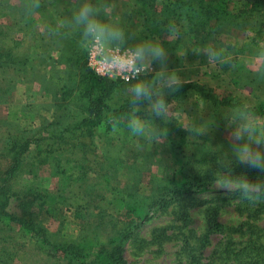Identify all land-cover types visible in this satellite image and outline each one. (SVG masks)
<instances>
[{"label": "rangeland", "instance_id": "rangeland-1", "mask_svg": "<svg viewBox=\"0 0 264 264\" xmlns=\"http://www.w3.org/2000/svg\"><path fill=\"white\" fill-rule=\"evenodd\" d=\"M109 3L112 13L101 19L118 23L133 37L129 43L145 40L142 17L134 13L138 6L133 0ZM164 4L159 1L156 8ZM73 10L74 0H41L35 14L25 18L16 0H0V152L7 144L6 130H21L22 135L37 140L85 116L80 108L84 102L83 84L76 86L85 51L79 46V33L61 28L60 34H55L44 27L51 20L58 26ZM228 12L230 18L225 19V25L208 37L187 34L184 25H177L167 16L178 27L179 35L170 38L162 33L151 39L169 52L168 68L180 76L182 84L200 85L215 95L216 103L190 95L170 105L171 118L183 129L194 128L206 134L200 136L193 131L188 134L189 143L174 150L176 139L169 133L159 144L132 136L124 121L112 129L98 127L93 132L94 144L101 157L108 154L114 159V179L110 187L102 189H92L90 183L70 184L66 189V196H72L70 202L77 196L83 199L79 215L66 203L38 211L49 240L93 241L95 249L99 244L104 250L119 253L117 264H264V202L252 204L238 193L213 187L214 175L220 170L217 159L229 149L223 118L236 108L225 101L247 106L264 102V77L257 75L251 63L264 43V8L251 14L250 7L242 1L230 0ZM209 43L226 48L233 65L209 63L200 54ZM7 52L11 53L9 58L5 57ZM154 68L158 69V65ZM150 78L145 75L139 79ZM130 86L118 89L111 104L127 97L124 90ZM70 89L71 94L64 93ZM232 159L235 170L249 168ZM32 161V155L28 156L25 164L30 166ZM0 165L5 170L8 163L2 160ZM103 167H109L108 163ZM176 167L195 178L193 182L200 180L204 193L181 196L179 201L172 197L165 203L166 188L171 186L165 180ZM261 177L264 179V172ZM16 181L15 191L34 185L54 194L63 188L60 179L52 175L50 165L42 166L36 178L22 173ZM99 194L102 200H98ZM137 200L145 201L147 208L139 220L125 208L126 201ZM17 204L13 198L8 211L15 212ZM218 223L221 232L216 228ZM18 229V225L11 224L0 231V255H11L4 263L79 264L48 257ZM94 253L93 250L86 264H90Z\"/></svg>", "mask_w": 264, "mask_h": 264}, {"label": "trees", "instance_id": "trees-1", "mask_svg": "<svg viewBox=\"0 0 264 264\" xmlns=\"http://www.w3.org/2000/svg\"><path fill=\"white\" fill-rule=\"evenodd\" d=\"M159 1L165 3L160 9L156 8ZM230 0H133L134 6L138 8L134 13L142 17V27L144 29L143 38L145 40H153L154 36L162 33L167 34L168 25L171 24L167 16L172 17L174 23L184 25L187 34L193 36L208 37L212 33H216V29L225 25V19L230 18L228 12V3ZM245 6L250 7L251 14L255 10L264 8V0H240ZM163 16V19L160 20ZM176 25V24H175ZM45 30L56 29L57 23L54 20L45 23ZM62 31V30H60ZM52 32V31H50ZM10 52H7L6 58H9ZM86 51H84L83 60L79 65V83L83 84L81 88L82 99L84 102L80 104L81 111L85 116L79 121L69 126H63L58 129L57 133L45 134L37 140L33 137L22 135V131L18 130L14 133H7V144L0 152V163L5 161L8 166L5 170L0 169V231L5 225H18L19 233L24 238L33 241L38 250L53 259H64L69 263L86 264L91 258V252L94 250V256L90 264H117L116 257L119 253L107 251L101 248L99 244L95 249V242L70 240L67 242L51 241L47 236L46 230L39 221L38 211L45 209L51 210L59 205L66 203L69 207L78 209L84 207L83 199L77 196L73 202L72 196H66L70 184L80 182L81 186L90 183L93 188H108L113 181V171L117 166L112 162L113 158L103 154L101 157L98 153L96 144H94L93 132L100 126H106L112 129L124 121V117L131 114L132 105L128 97L122 98L116 104H111L112 95L118 90L134 83H124L119 80H109L96 76L86 67ZM49 62V61H48ZM1 67V64H0ZM86 84V85H85ZM64 93L71 94L72 90H66ZM190 95H198L206 102L216 103V97L211 90L196 84H181L179 89L172 94L167 95L169 103L174 100L185 98ZM230 107L244 106L240 102L232 104L230 100L225 101ZM249 109L257 116L264 118V102L254 106H248ZM143 116L144 114L141 113ZM167 124L157 120L150 124H158L162 128L168 130L169 136L175 137V143L172 145L174 150L180 149L189 143L188 133L173 118ZM3 124V121H0ZM41 131L44 128L40 129ZM38 130V131H40ZM47 131V130H46ZM33 140V141H31ZM33 147V149L31 148ZM179 153H176L177 155ZM33 161L30 166L25 164L28 156ZM38 159V160H36ZM121 158L119 157V160ZM118 162V161H116ZM122 162V161H121ZM108 163L109 167L104 168L103 165ZM123 163V162H122ZM50 165L52 175L60 179L62 190L56 193H46L40 187L34 185L21 187L15 191L13 185L17 183L16 179L22 177V173L33 174L36 178L42 166ZM1 166V165H0ZM232 170H235L232 167ZM117 171H114L116 173ZM236 175H246L248 179L255 182L257 179L264 181L261 177L262 172L252 168H241L235 170ZM92 179H89V175ZM193 179L186 174L183 168L174 169V173L169 181L171 186L168 189L166 201L168 203L172 197L179 201L178 197L190 196L191 194L204 193L203 183L199 180L193 182ZM88 180L90 182H88ZM99 191V190H98ZM86 197V196H85ZM15 198L17 206L15 212H9L8 206L10 201ZM102 200L99 194L98 200ZM169 199V200H167ZM185 198L182 200L184 201ZM125 208L132 213L135 219L146 215V203L143 200H137L133 203L126 201ZM185 212V211H184ZM216 228L222 231L221 224H216ZM6 256V257H4ZM9 254L0 255V262L10 259Z\"/></svg>", "mask_w": 264, "mask_h": 264}, {"label": "clouds", "instance_id": "clouds-1", "mask_svg": "<svg viewBox=\"0 0 264 264\" xmlns=\"http://www.w3.org/2000/svg\"><path fill=\"white\" fill-rule=\"evenodd\" d=\"M16 4L20 13L27 18L41 7V0H16ZM111 13L109 0H74L71 16L50 31L60 34L63 28L78 32L79 46L90 55L94 53L97 65L108 75H118L129 82L136 81L124 90L132 105L131 114L124 117L126 127L134 137L161 144L166 140L168 130L158 124H150V121L159 120L167 124L172 120L167 95L175 93L183 81L173 70H169V52L161 43L151 40L129 43L133 37L118 23L101 19ZM166 31L170 38L179 35L174 23L169 24ZM200 54L211 64L233 65V58L226 48H217L209 43L201 49ZM251 63L257 75L264 77V43L256 50ZM154 65H158V69ZM145 73L151 78L139 79ZM223 120L229 149L217 159L220 170L214 175L213 187L238 193L240 198L252 204L264 202V181L257 179L252 182L246 175H234L232 171L234 157L235 163L264 172V118L255 115L244 105L229 110ZM184 130L189 135L193 131L200 136L206 134L194 128Z\"/></svg>", "mask_w": 264, "mask_h": 264}, {"label": "built area", "instance_id": "built-area-1", "mask_svg": "<svg viewBox=\"0 0 264 264\" xmlns=\"http://www.w3.org/2000/svg\"><path fill=\"white\" fill-rule=\"evenodd\" d=\"M86 66L90 71H92L93 74H95L98 77L109 79V80H119V81L124 82V83H130L125 78H122L118 75H108L102 67L97 65L95 54L93 53L90 55L89 52H87V51H86ZM145 75H148V74L145 73L142 76H145ZM141 77H139V78H141ZM133 81H131V82H133Z\"/></svg>", "mask_w": 264, "mask_h": 264}]
</instances>
